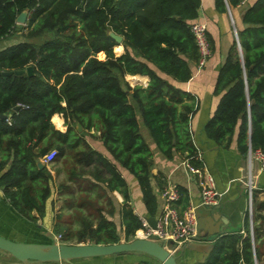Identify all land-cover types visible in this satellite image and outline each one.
<instances>
[{
    "label": "trees",
    "instance_id": "16d2710c",
    "mask_svg": "<svg viewBox=\"0 0 264 264\" xmlns=\"http://www.w3.org/2000/svg\"><path fill=\"white\" fill-rule=\"evenodd\" d=\"M241 1L215 0L219 12ZM201 4L202 0H0V41L18 34L17 16L29 10L25 39L0 49V71L33 67L32 73L0 75V114L13 112L12 124L0 116V190L21 216L36 220L34 210L41 217L46 214L53 175L46 164L40 167L42 156L56 148L61 157L67 147L83 144L77 155L89 156L87 162L96 155L111 174L102 178L109 190L123 194L125 238L134 237L141 221L129 202L128 182L117 163L84 139L85 129L91 128L100 131L99 138L115 161L136 177L149 216L156 214L154 153L141 133L138 110L166 157L178 151L186 153L190 162L194 160L197 147L190 119L198 103L172 80L187 82L193 74L190 62L198 63L200 53L191 23L199 18ZM242 21L238 40L217 79L215 90L223 95L205 131L219 145H226L239 128L237 142L242 152L250 144L264 152V0L249 4ZM111 31L124 36L122 54H116L123 50ZM208 37L213 52L209 28ZM100 52L104 58L97 55ZM128 74L130 79L136 74L148 76L149 82L133 87ZM56 112L63 113L67 131L55 128L51 117ZM78 122L84 128L81 132ZM80 175L74 167L70 178L78 181ZM180 191V204L186 209L188 191L183 187ZM102 212L81 217L80 227L63 233L62 239L74 240L71 243L121 241L115 220ZM254 233L258 258L264 241L258 243L261 236L256 223ZM211 255L205 264H239L241 259L254 264L251 237L241 233L223 236Z\"/></svg>",
    "mask_w": 264,
    "mask_h": 264
},
{
    "label": "crops",
    "instance_id": "0c3cea01",
    "mask_svg": "<svg viewBox=\"0 0 264 264\" xmlns=\"http://www.w3.org/2000/svg\"><path fill=\"white\" fill-rule=\"evenodd\" d=\"M255 1L250 0L247 5L240 3L237 7L230 8L227 12H219L216 8L215 0H202L199 19L208 24L214 45L212 55L202 67L196 62H190L193 74L187 82L172 80L173 83L193 94L198 103V108L190 119L191 136L197 147V154L193 157L194 160L191 163H199V166L207 169L214 176L216 187L222 193L218 204L201 206L197 209L202 212V215L206 216L202 222V231L204 233L220 229V232L214 239V249L216 248V243L223 239V236L238 234L242 230H248L246 224L248 200L246 178L250 167V146L246 153L239 149L237 142L239 128L231 142L226 145H219L216 140L208 137L205 126L208 120L214 115L223 95V93L216 92L215 90L221 66L225 62L234 40H238V29L243 28L242 18L247 7ZM10 41L9 43H7L8 40L6 39L0 41V49L11 44ZM122 42L119 43L123 47V51L120 54L124 52ZM239 44L238 42V50ZM128 75L130 76L131 74ZM127 76L126 79L133 87L137 84L145 86L149 82L148 76L146 78L144 76L146 81L135 82L131 81L132 77L130 79ZM12 114L13 112L8 113L9 116L7 117L10 124H12V117H10ZM55 119L57 120L55 121ZM138 120L141 133L154 153L155 163L152 168V185L158 199V207L153 217L156 218L161 213L162 197L160 189L166 184L174 183L179 188H186L190 203L197 204L200 201L201 187L197 179L187 171L184 165L186 159L189 160L186 157L187 154L174 151L171 158L166 157L154 143L139 110ZM51 121L56 129L62 132L67 131L69 124L66 122L63 113H54ZM85 130L87 134L84 136V139L88 144L118 164V168L128 182L130 193L129 202L132 204L134 212L138 216H149L136 177L115 161L113 155L107 150L103 141L99 138V130L95 128ZM83 149V144L72 149L67 147L64 156H57L54 163L50 165L46 164L53 175V192L47 201V211L44 217L39 216L36 210L33 211V214L37 218L36 220H29L21 216L5 200L4 192L0 190L1 234L16 240L32 242H50L52 240L55 242L54 235H51L56 226H61L66 232L75 231L80 227L81 217L94 216L104 211L102 212L103 214L115 220L121 237L120 240H126V227L122 224L124 196L118 190H109L107 181H104L102 178H108L111 174L102 162L96 160V155L93 156V160L90 162H87L89 156L81 158L77 155V152ZM74 167L81 173L78 181H73L70 178ZM253 169L255 174H257L254 203L256 204V227L261 236L258 239V243H260L264 241V169H262V164L259 159L254 158ZM98 208L101 211L97 210ZM211 212L214 213L215 217H210L209 214ZM59 234H61V238L58 240L59 242L71 243L74 241H65L62 239V231H59ZM260 245L262 246V250L258 260L260 264H264V245L263 243H260ZM211 253L206 255L203 252L187 250L185 255L180 258V264H205L208 258L212 256ZM158 262L156 258L149 254L128 252L79 259L73 261L72 264H156ZM64 263L48 262V264Z\"/></svg>",
    "mask_w": 264,
    "mask_h": 264
},
{
    "label": "built area",
    "instance_id": "2783aa9c",
    "mask_svg": "<svg viewBox=\"0 0 264 264\" xmlns=\"http://www.w3.org/2000/svg\"><path fill=\"white\" fill-rule=\"evenodd\" d=\"M242 4H248V0H242ZM19 25L27 26L26 23H19ZM191 30L195 36L198 48H199V60L198 65L204 66L212 55L211 44L208 37V24L207 22L197 18L191 23ZM239 51L242 54V47L239 44ZM21 104H19L20 106ZM59 152L56 148L48 151L44 156H42V161L50 165L54 163ZM259 159L262 164V169H264V152L261 149H253L250 144L249 149V172L246 178V187L248 191L247 200V220H248V230H242L241 234L243 236H250L253 244L254 251V264H260L256 254H255V233H254V191L257 187L255 171L253 169V161ZM187 171L194 176L200 187L201 195L200 201L197 204H189L186 209H182L180 204L182 193L177 184L170 183L166 184L160 189L162 202H161V213L155 219L157 221L156 226H152L149 222V216H139L141 221V226L136 230L133 238H147L156 241L173 240L177 248L186 245L195 240L198 232V222H197V209L201 206H211L218 204L220 202L222 193L217 189L214 176L204 167L192 164L186 159L184 162ZM59 237L56 236L55 240L59 242ZM132 238V239H133ZM167 248V245H166ZM168 249V248H167ZM171 253H175L177 249H168ZM156 264H163L158 262ZM239 264H247L244 259H241Z\"/></svg>",
    "mask_w": 264,
    "mask_h": 264
},
{
    "label": "water",
    "instance_id": "95a60500",
    "mask_svg": "<svg viewBox=\"0 0 264 264\" xmlns=\"http://www.w3.org/2000/svg\"><path fill=\"white\" fill-rule=\"evenodd\" d=\"M29 10H23L17 16L19 23H26ZM111 36L116 39L118 43L124 40V36L117 34L114 31L110 32ZM240 52V51H239ZM241 54V53H240ZM32 65L23 69L0 71L1 74L16 73H32ZM18 108V106H16ZM2 117H8V114H0ZM78 131H82L83 125L77 123ZM40 167L45 166V163L40 160ZM210 217H215L211 212ZM204 215L200 210H197L198 232L193 242L177 248L173 240L156 241L147 238H133L131 240H121L115 243H65V242H32L12 239L0 233V252L10 254L17 259L16 264H43L48 262H67L72 263L75 260L101 257L112 254L128 253V252H142L149 254L156 258L163 264H180V258L185 255L187 250H195L209 255L215 247V236L220 232V229L213 232H203L202 222ZM149 222L152 226H156L155 217H149ZM168 249H177L173 254Z\"/></svg>",
    "mask_w": 264,
    "mask_h": 264
},
{
    "label": "rangeland",
    "instance_id": "374dc122",
    "mask_svg": "<svg viewBox=\"0 0 264 264\" xmlns=\"http://www.w3.org/2000/svg\"><path fill=\"white\" fill-rule=\"evenodd\" d=\"M23 26V25H22ZM29 29H28V25L27 26H25V27H21V25H19V29L17 30V32H18V34H15L12 38H8V39H6V40H8V42L7 43H9V41H10V43H15V42H20L21 40H23V39H25V37H24V33H26L27 31H28ZM119 50H123V47H122V45H120L119 46ZM116 52V51H115ZM116 54L117 55H119L120 53H117L116 52ZM100 58H104L105 57V53L104 52H100V53H98L97 54ZM129 76V75H128ZM127 76V77H128ZM129 78V77H128ZM132 80V79H131ZM133 82V81H132ZM78 180V179H77ZM254 209H255V214H256V204L254 203ZM254 220H255V223H256V216L254 215ZM59 231H62V233H64V234H66L67 232L65 231V229L64 228H62L61 226H56L55 227V230H54V232H53V234L51 235V236H53L54 238H56V236L55 235H57V236H60L59 237V239L61 238V234H59L58 235V232ZM64 263V262H63ZM45 264H48V263H45ZM64 264H70V263H64ZM72 264V263H71Z\"/></svg>",
    "mask_w": 264,
    "mask_h": 264
},
{
    "label": "flooded vegetation",
    "instance_id": "af4514ba",
    "mask_svg": "<svg viewBox=\"0 0 264 264\" xmlns=\"http://www.w3.org/2000/svg\"><path fill=\"white\" fill-rule=\"evenodd\" d=\"M17 259L12 257L10 254L0 252V264H16Z\"/></svg>",
    "mask_w": 264,
    "mask_h": 264
},
{
    "label": "bare ground",
    "instance_id": "6f19581e",
    "mask_svg": "<svg viewBox=\"0 0 264 264\" xmlns=\"http://www.w3.org/2000/svg\"><path fill=\"white\" fill-rule=\"evenodd\" d=\"M133 82L135 81H146V79L144 78V76H140V75H132V80Z\"/></svg>",
    "mask_w": 264,
    "mask_h": 264
}]
</instances>
